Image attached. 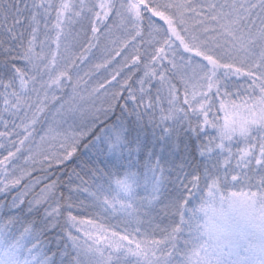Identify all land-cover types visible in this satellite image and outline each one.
Masks as SVG:
<instances>
[{"label": "snow or ice", "instance_id": "obj_1", "mask_svg": "<svg viewBox=\"0 0 264 264\" xmlns=\"http://www.w3.org/2000/svg\"><path fill=\"white\" fill-rule=\"evenodd\" d=\"M0 264H264V0H0Z\"/></svg>", "mask_w": 264, "mask_h": 264}, {"label": "trees", "instance_id": "obj_2", "mask_svg": "<svg viewBox=\"0 0 264 264\" xmlns=\"http://www.w3.org/2000/svg\"><path fill=\"white\" fill-rule=\"evenodd\" d=\"M118 111V110H117ZM147 135L149 136V138H151V130L149 129L148 130V133H147ZM87 156H88V153H86V152H83V148H81V154H80V157H79V159H74V160H72L71 162H69L68 164H67V167L65 168V169H62V171L65 173V178H66V175L68 174V173H70L71 172V170L81 161V160H83V159H86L87 158ZM59 174V173H58ZM41 174H39V175H36L37 177H39Z\"/></svg>", "mask_w": 264, "mask_h": 264}, {"label": "rangeland", "instance_id": "obj_3", "mask_svg": "<svg viewBox=\"0 0 264 264\" xmlns=\"http://www.w3.org/2000/svg\"><path fill=\"white\" fill-rule=\"evenodd\" d=\"M96 107H98V108H100V107H106V105L103 104V97H101L99 100L96 101ZM118 111H117V114H118ZM83 152H86V151L83 149ZM39 174L40 173H36L35 175H39Z\"/></svg>", "mask_w": 264, "mask_h": 264}]
</instances>
